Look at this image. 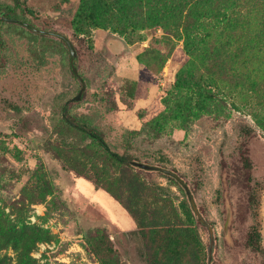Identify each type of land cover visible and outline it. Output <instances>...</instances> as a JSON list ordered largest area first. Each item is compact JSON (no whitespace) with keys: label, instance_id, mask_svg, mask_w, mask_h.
Wrapping results in <instances>:
<instances>
[{"label":"rangeland","instance_id":"1","mask_svg":"<svg viewBox=\"0 0 264 264\" xmlns=\"http://www.w3.org/2000/svg\"><path fill=\"white\" fill-rule=\"evenodd\" d=\"M180 2L0 0V264H264V0ZM64 115L159 169L115 161ZM95 179L130 182L144 226Z\"/></svg>","mask_w":264,"mask_h":264},{"label":"trees","instance_id":"2","mask_svg":"<svg viewBox=\"0 0 264 264\" xmlns=\"http://www.w3.org/2000/svg\"><path fill=\"white\" fill-rule=\"evenodd\" d=\"M193 2H194V4H193ZM195 4L201 5L202 3L201 2L197 3V0H181V2L179 4L173 5L174 9L172 11H175L178 8L179 11L181 12V10L183 8H186V11L184 13V14H186L189 11V9L191 8V6L193 5V7H194ZM115 10L117 11L116 14L119 15V13H120V14H122V16H125L119 7H115ZM5 18L6 17H2V19L6 20ZM225 21H228V22L230 21V16H229L228 12L227 13L223 12V20L219 21V23L223 24V23H225ZM72 74L75 75L76 72L75 73L72 72ZM64 108H65V106L63 105L62 110H64ZM63 120L67 124H69L70 126L77 128L79 131H81V133H83V134L91 137L93 140H95L102 147V149L105 152H107L115 161L122 163L126 166H129V167L137 168V166L132 164V162H137L133 156L128 155V154H117L115 152H112L109 149L106 142L103 140L102 133L97 128H95L94 126L89 125V124L84 123V122H79V121H76L74 119H71L67 115L66 116L64 115ZM247 130H250V128L246 127V131ZM240 147H241V148H239L240 162H241L242 167L245 170V174H246L245 177H247L250 180V176L248 175L249 169H250V162H249L247 156L245 155L246 148L244 147V144H242V143H240ZM138 170L148 171V170H145L142 168H138ZM163 174L169 178H174V177L170 176L169 174H166V173H163ZM92 183H93V186L95 188H102L105 192H107L115 201H117L123 207V209L131 217V219H133L135 221L136 229H137V226H139V225L144 226L142 221L138 222L137 217L135 215V210L133 209V207L135 206V204H134L135 201H134V198L131 196V194L129 195V189H130V184H131L130 182H127L125 184L116 182L115 186H111L109 184L101 183V180L99 181V180L95 179L92 181ZM250 200L251 201L253 200L254 205H257V203L254 199L253 193H250ZM132 232L134 233L135 229L128 231V233H132ZM98 235H99V229H92L84 235L83 242H84L87 250L89 251V253L95 254L94 245H95V241L98 238ZM208 244H209V242H208ZM245 245L253 251H262V248L260 246V234H259V232L255 226H253L251 228V230L246 234Z\"/></svg>","mask_w":264,"mask_h":264},{"label":"water","instance_id":"3","mask_svg":"<svg viewBox=\"0 0 264 264\" xmlns=\"http://www.w3.org/2000/svg\"><path fill=\"white\" fill-rule=\"evenodd\" d=\"M8 20L16 21L15 19H8ZM57 36L65 43V45H66V47L68 49V53H69V62L71 63L72 60L74 58H76V53H75V50H74V47H73L72 43L66 37H64L62 35H57ZM71 71L73 73H75L76 72V68L74 66H71ZM81 89H82V87L78 90L76 95L72 96L69 100L70 101L78 100L79 96H80ZM132 164H134L135 166H137L139 168L146 169V170H157V169H159V168H157L155 166L148 165V164L141 163V162H132ZM161 171L166 173V174H169L172 177H174L179 182V184H181V186L184 188V191H185L187 200L189 202L190 208H191L192 212L196 215L197 221H199L201 224H205L203 218L200 216V214L198 213V211L196 209V206H195V203L193 201L191 193L189 192V190L187 189V187L183 183V181L180 178H178L176 176V174L171 172L170 170L161 169ZM230 219H231V209H230L228 201L226 200L224 202V221H223V225H222V232H223L224 237L227 240H228V226H229V223H230ZM208 233H209V244H208V247H207V253H208V259H209L210 258V251H211V243H212V236L210 234V229L209 228H208Z\"/></svg>","mask_w":264,"mask_h":264}]
</instances>
